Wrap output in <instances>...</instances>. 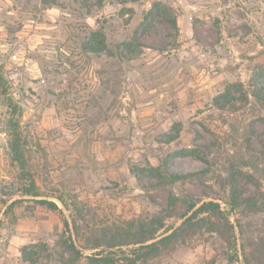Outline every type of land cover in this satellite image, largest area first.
Returning <instances> with one entry per match:
<instances>
[{
    "label": "rangeland",
    "instance_id": "rangeland-1",
    "mask_svg": "<svg viewBox=\"0 0 264 264\" xmlns=\"http://www.w3.org/2000/svg\"><path fill=\"white\" fill-rule=\"evenodd\" d=\"M0 75V264H86L54 196L77 198L86 232L161 214L171 193L229 210L232 189L249 208L228 215L231 246L197 232L146 264H264V0H0ZM15 122L38 197L22 193Z\"/></svg>",
    "mask_w": 264,
    "mask_h": 264
},
{
    "label": "trees",
    "instance_id": "trees-1",
    "mask_svg": "<svg viewBox=\"0 0 264 264\" xmlns=\"http://www.w3.org/2000/svg\"><path fill=\"white\" fill-rule=\"evenodd\" d=\"M98 2L101 3L102 0H98ZM94 38H98L96 42H94ZM87 44L89 52L99 53L107 49L102 31L91 34ZM125 50L130 52V46L126 45ZM256 95V97L264 99L261 93ZM9 126L8 145L12 160L18 165L21 180L24 182L22 193L38 197L41 194L28 170L21 131L17 122L10 123ZM186 152L181 151L180 153ZM197 174L198 171L171 173L168 180L173 183L186 180ZM54 197L62 208L69 211L71 217V222L67 218H63L65 232L68 234L67 239L62 242L63 247L72 257L84 258L86 264H146L149 259L159 256L163 250L173 247L176 243H183L186 237L197 232L216 234L229 247L235 236V226L228 216L230 211L244 206L249 208L248 199L242 198L234 189L229 192L227 198L229 210L213 200L195 199L188 194L180 197L171 193L168 196L167 207L161 214L149 218L125 220L80 232L76 222L78 219L76 213L79 211L77 198H73L69 203L63 196ZM35 201L50 210L63 213L61 207L52 200L40 198ZM173 216L181 219V222L174 228L165 227V219ZM81 249H97V251L82 256L80 255ZM241 253L245 264H255L254 259H258L259 263L262 262L260 255L251 253V257L248 258L246 253ZM229 259L233 260V257L231 256Z\"/></svg>",
    "mask_w": 264,
    "mask_h": 264
}]
</instances>
